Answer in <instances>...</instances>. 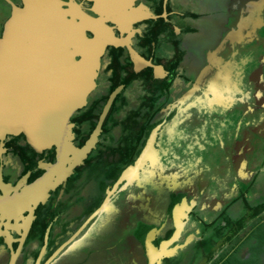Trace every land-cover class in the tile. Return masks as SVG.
<instances>
[{
    "label": "flooded vegetation",
    "instance_id": "obj_1",
    "mask_svg": "<svg viewBox=\"0 0 264 264\" xmlns=\"http://www.w3.org/2000/svg\"><path fill=\"white\" fill-rule=\"evenodd\" d=\"M75 1L124 44L106 46L70 120L74 146H93L35 205L28 185L58 150L0 138V264L248 260L264 225V7L133 0L143 13L121 27ZM10 13L0 0V36Z\"/></svg>",
    "mask_w": 264,
    "mask_h": 264
},
{
    "label": "water",
    "instance_id": "obj_2",
    "mask_svg": "<svg viewBox=\"0 0 264 264\" xmlns=\"http://www.w3.org/2000/svg\"><path fill=\"white\" fill-rule=\"evenodd\" d=\"M5 1L11 13L0 36V138L23 134L36 151L55 146L60 153L49 173L28 185L29 203L35 205L93 146L94 137L81 148L74 146L70 120L95 87L106 46L124 43L106 26L108 19L94 18L75 0H21L20 6ZM88 1L94 2L91 11L97 13L95 0ZM70 2L77 13L66 11ZM251 4L262 8L264 0ZM50 44L57 54L51 60L46 58Z\"/></svg>",
    "mask_w": 264,
    "mask_h": 264
},
{
    "label": "trees",
    "instance_id": "obj_3",
    "mask_svg": "<svg viewBox=\"0 0 264 264\" xmlns=\"http://www.w3.org/2000/svg\"><path fill=\"white\" fill-rule=\"evenodd\" d=\"M130 0H125L122 5L121 8L118 9V11H120L124 6H126L128 4ZM133 0H131L132 3ZM119 6H116V8H118ZM113 9V8H112ZM141 10V8H139ZM138 9V10H139ZM57 55V54H55ZM255 230L252 234V236L256 237L257 243L254 247H251V257L248 260H240L237 261L236 263H231V264H264V225H260L259 222L255 223Z\"/></svg>",
    "mask_w": 264,
    "mask_h": 264
},
{
    "label": "bare ground",
    "instance_id": "obj_4",
    "mask_svg": "<svg viewBox=\"0 0 264 264\" xmlns=\"http://www.w3.org/2000/svg\"><path fill=\"white\" fill-rule=\"evenodd\" d=\"M125 0H105V2H104V5H103V7H101V6H96L97 7V9H98V7L102 10V12L103 13H105L107 16L108 15H110V14H108V13H106V12H108L109 11V7L108 6H110V5H113V7H114V9H120L121 8V5H122V3L124 2ZM99 2V4H100V1H98ZM125 3V2H124ZM132 3H131V0L128 2V4L126 5V6H124L122 9L123 10H126L127 9V7L128 6H130ZM116 6H119L118 8H116ZM95 7V8H96ZM107 8V9H106ZM140 8V7H139ZM75 10V11H74ZM78 8L77 7H75V8H73V6H72V3L70 2L69 3V9L67 10V8H66V11L67 12H75V13H77L78 11ZM135 10V9H134ZM102 12H97L98 13V15H100ZM44 17V16H43ZM47 18V17H46ZM103 18H104V16H103ZM105 19V18H104ZM48 20V22L50 23H52V21L50 20V18L49 19H47ZM108 20L110 21L111 19H109L108 18ZM40 21H44V19L42 20V19H40ZM111 21H115V20H111ZM43 23V22H42ZM40 26H41V23H40ZM56 43V42H55ZM58 43V42H57ZM55 46V45H54ZM51 47V48H50ZM47 48H49V49H46L47 51H48V53L46 54V58H48V59H55L56 57H57V55H55V52H56V50H53L52 49V44H50V45H48L47 46ZM51 51H53L54 53H52ZM59 156H60V153H59ZM61 169L62 168H60V170H58V171H60L61 172ZM58 171H56V172H58ZM58 173H55V175H54V177L57 175Z\"/></svg>",
    "mask_w": 264,
    "mask_h": 264
},
{
    "label": "rangeland",
    "instance_id": "obj_5",
    "mask_svg": "<svg viewBox=\"0 0 264 264\" xmlns=\"http://www.w3.org/2000/svg\"><path fill=\"white\" fill-rule=\"evenodd\" d=\"M18 0H14V2H17ZM64 1H66L67 2V0H64ZM95 1H101L103 4H104V2H105V0H95ZM13 1H12V3H14ZM77 2V1H76ZM15 4V3H14ZM16 5V4H15ZM131 6V5H130ZM130 6H128L127 7V9L126 10H123V9H121L120 11H118L117 9H112V7H110L109 8V10H110V14L111 15H115V14H117V16H116V20H118L119 21V23H120V26L122 27V26H124L125 24H130V22H131V19H133V18H135V17H133V16H140V14H142L143 13V10H141L139 13H138V9L139 8H137V9H135V10H130L131 8H130ZM84 7V6H83ZM97 8V7H96ZM128 10H130V11H128ZM98 11L100 12V11H102L99 7H98ZM138 13V14H137ZM145 14V13H144ZM120 27V28H121ZM121 30L123 31V28H121ZM243 71L242 70H240V74L242 73ZM245 73V72H244ZM239 80H241V79H239ZM264 193V192H263ZM263 193H261L263 196H261L260 198L259 197H257V200H258V202H260V201H262V200H264V194Z\"/></svg>",
    "mask_w": 264,
    "mask_h": 264
}]
</instances>
